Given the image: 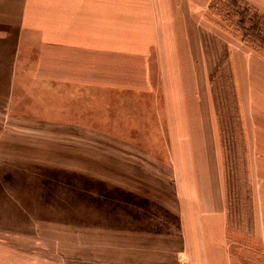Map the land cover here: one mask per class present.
<instances>
[{
    "label": "rangeland",
    "instance_id": "374dc122",
    "mask_svg": "<svg viewBox=\"0 0 264 264\" xmlns=\"http://www.w3.org/2000/svg\"><path fill=\"white\" fill-rule=\"evenodd\" d=\"M201 1L202 75L194 77L197 84L201 82L198 91L193 84L200 101L194 109L190 107L184 117L190 122L181 123V130L191 142L200 125L197 118L212 119L206 122L213 138L209 140L210 164L203 161L204 156L199 160L182 149L173 155L172 133L169 140H132L142 154L124 153L126 148L114 147L118 140L99 137L113 130L112 116L103 115L104 107H70L67 117L72 122L66 126L48 122V108H41L46 115L43 123L0 124V133L2 129L19 131L15 141L23 146L20 150L29 152L18 161L0 154V264H87L79 242L92 243L98 235L103 244L119 240L120 245L106 246L105 255L109 264H120L116 255L129 247L123 232L135 221L131 216L137 193L153 197V202L160 198L164 209L177 212L164 216V225L184 229L201 215L199 205L208 203L210 189L228 212L226 220L216 216L233 250L228 264H264V138H260L259 171L253 141L247 144L246 140L241 85L242 67L249 72L260 70V124L264 125V0ZM172 77L160 76L159 81L170 83ZM149 113L156 118L154 111ZM168 118L173 121L170 125H179L177 114ZM159 129L166 131L164 125ZM260 131L264 134V127ZM82 134L87 137H78ZM81 159L87 170H80ZM129 163H142L148 169H130ZM143 204L139 206L148 212L149 202ZM179 257L187 264V251Z\"/></svg>",
    "mask_w": 264,
    "mask_h": 264
},
{
    "label": "crops",
    "instance_id": "0c3cea01",
    "mask_svg": "<svg viewBox=\"0 0 264 264\" xmlns=\"http://www.w3.org/2000/svg\"><path fill=\"white\" fill-rule=\"evenodd\" d=\"M201 9V0H0V124L43 123L46 115L41 108H48V122L66 126L71 121L70 107H104L103 115L112 116L113 130L99 137L118 140L114 147L126 148L124 153L142 154L132 140H169L172 133L176 140L170 147L173 155L182 149L199 160L204 156L203 161L210 164L209 140L213 138L206 122L212 119L197 118L201 126L191 142L181 130V123L190 122L184 118L190 107L194 109L200 101L195 88L198 91L201 82L197 84L194 77L202 75ZM242 68L246 140L247 144L253 141L252 153L260 171V138H264L260 70ZM160 76H173L172 82L160 83ZM153 111L155 119L149 113ZM169 114H177L178 126L170 125ZM163 125L166 131L159 129ZM3 130L0 154L24 160L29 152L20 150L23 146L15 141L19 131ZM85 165L81 159L80 170H87ZM128 165L134 170L148 169L142 163ZM155 199L143 193L133 197L131 218L135 221L123 232L130 243L124 254L116 255L120 264H184L179 257L184 250L187 264L229 263L233 250L226 229H220L216 221L218 214L226 220L228 212L222 201L215 200L213 189L208 203L199 205L201 215L193 217L194 225L184 229L164 225L163 217L177 212L164 209L160 198ZM143 202H149L148 212L139 206ZM192 204L197 209L196 200ZM172 221L178 222L174 217ZM100 239L98 235L92 243L79 242L87 264H109L106 246L120 245L118 239L112 240L114 244H103Z\"/></svg>",
    "mask_w": 264,
    "mask_h": 264
}]
</instances>
